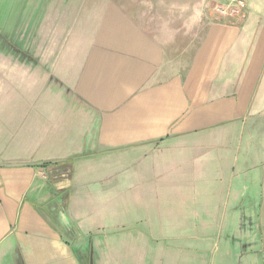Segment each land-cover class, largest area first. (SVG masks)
<instances>
[{"label": "crops", "instance_id": "obj_1", "mask_svg": "<svg viewBox=\"0 0 264 264\" xmlns=\"http://www.w3.org/2000/svg\"><path fill=\"white\" fill-rule=\"evenodd\" d=\"M72 1L43 56L0 55L27 81L0 88V264L231 257L264 205V0Z\"/></svg>", "mask_w": 264, "mask_h": 264}, {"label": "rangeland", "instance_id": "obj_2", "mask_svg": "<svg viewBox=\"0 0 264 264\" xmlns=\"http://www.w3.org/2000/svg\"><path fill=\"white\" fill-rule=\"evenodd\" d=\"M52 8L58 14L56 11L58 9L75 10L77 6L72 0H0V55H30L33 53L40 57L43 56L45 51L42 44L44 11L52 10ZM58 19L61 20V18ZM56 23L59 25V21ZM29 36L31 40L27 43L32 53L26 46ZM3 63L0 60V88H26V80L14 79L15 72L12 70V64ZM2 137V140L10 141V132ZM2 147H8L6 142L0 143V148ZM242 214L247 218L242 227L237 228V237L242 240V244L237 243V251L231 257H222L218 253L213 257L212 264H264V205L260 203L256 208H245ZM252 217L256 229L250 224L249 218Z\"/></svg>", "mask_w": 264, "mask_h": 264}, {"label": "built area", "instance_id": "obj_3", "mask_svg": "<svg viewBox=\"0 0 264 264\" xmlns=\"http://www.w3.org/2000/svg\"><path fill=\"white\" fill-rule=\"evenodd\" d=\"M214 10L221 16L237 21L246 9L245 0H222L214 4Z\"/></svg>", "mask_w": 264, "mask_h": 264}, {"label": "trees", "instance_id": "obj_4", "mask_svg": "<svg viewBox=\"0 0 264 264\" xmlns=\"http://www.w3.org/2000/svg\"><path fill=\"white\" fill-rule=\"evenodd\" d=\"M47 164H49V162L48 163H42L41 166H46Z\"/></svg>", "mask_w": 264, "mask_h": 264}]
</instances>
